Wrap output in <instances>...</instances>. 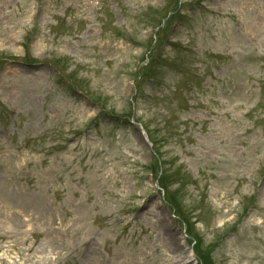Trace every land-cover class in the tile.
Returning a JSON list of instances; mask_svg holds the SVG:
<instances>
[{
  "label": "rangeland",
  "instance_id": "1",
  "mask_svg": "<svg viewBox=\"0 0 264 264\" xmlns=\"http://www.w3.org/2000/svg\"><path fill=\"white\" fill-rule=\"evenodd\" d=\"M0 264H264V0H0Z\"/></svg>",
  "mask_w": 264,
  "mask_h": 264
},
{
  "label": "trees",
  "instance_id": "2",
  "mask_svg": "<svg viewBox=\"0 0 264 264\" xmlns=\"http://www.w3.org/2000/svg\"><path fill=\"white\" fill-rule=\"evenodd\" d=\"M164 180V179H163Z\"/></svg>",
  "mask_w": 264,
  "mask_h": 264
}]
</instances>
